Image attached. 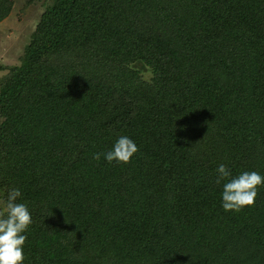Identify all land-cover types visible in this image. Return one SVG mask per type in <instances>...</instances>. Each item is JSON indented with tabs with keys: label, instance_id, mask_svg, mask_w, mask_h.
<instances>
[{
	"label": "trees",
	"instance_id": "trees-1",
	"mask_svg": "<svg viewBox=\"0 0 264 264\" xmlns=\"http://www.w3.org/2000/svg\"><path fill=\"white\" fill-rule=\"evenodd\" d=\"M43 2L0 83L24 264H264V187L234 212L215 183L221 163L264 174V0ZM119 135L128 163L92 158Z\"/></svg>",
	"mask_w": 264,
	"mask_h": 264
},
{
	"label": "clouds",
	"instance_id": "clouds-1",
	"mask_svg": "<svg viewBox=\"0 0 264 264\" xmlns=\"http://www.w3.org/2000/svg\"><path fill=\"white\" fill-rule=\"evenodd\" d=\"M138 151V146L127 135H119L110 150L94 153L93 159L101 156L108 162L128 163ZM215 183L221 186L220 205L225 211L238 212L251 206L264 187V174L255 170H244L233 175L227 165L221 163L216 168ZM22 192L19 187H9L0 198V264H24V245L28 239V229L33 223L32 213L26 202H20Z\"/></svg>",
	"mask_w": 264,
	"mask_h": 264
},
{
	"label": "rangeland",
	"instance_id": "rangeland-1",
	"mask_svg": "<svg viewBox=\"0 0 264 264\" xmlns=\"http://www.w3.org/2000/svg\"><path fill=\"white\" fill-rule=\"evenodd\" d=\"M10 3L12 11L0 21V83L9 76L11 69H23L24 51L30 41V34L39 19V13L44 11L43 0H10ZM136 68L140 69L142 79L151 77V70L141 64Z\"/></svg>",
	"mask_w": 264,
	"mask_h": 264
}]
</instances>
